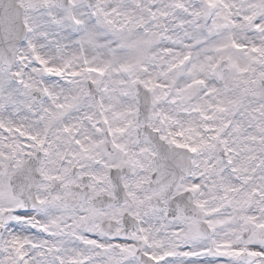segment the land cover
<instances>
[{
  "label": "snow or ice",
  "instance_id": "obj_1",
  "mask_svg": "<svg viewBox=\"0 0 264 264\" xmlns=\"http://www.w3.org/2000/svg\"><path fill=\"white\" fill-rule=\"evenodd\" d=\"M0 264H264V0H0Z\"/></svg>",
  "mask_w": 264,
  "mask_h": 264
}]
</instances>
